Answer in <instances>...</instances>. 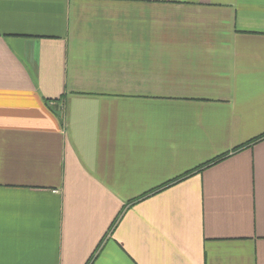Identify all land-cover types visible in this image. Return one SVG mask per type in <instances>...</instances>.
<instances>
[{
  "label": "crops",
  "instance_id": "crops-1",
  "mask_svg": "<svg viewBox=\"0 0 264 264\" xmlns=\"http://www.w3.org/2000/svg\"><path fill=\"white\" fill-rule=\"evenodd\" d=\"M263 133L264 0H0L3 264H264Z\"/></svg>",
  "mask_w": 264,
  "mask_h": 264
},
{
  "label": "snow or ice",
  "instance_id": "snow-or-ice-1",
  "mask_svg": "<svg viewBox=\"0 0 264 264\" xmlns=\"http://www.w3.org/2000/svg\"><path fill=\"white\" fill-rule=\"evenodd\" d=\"M2 256H3V239L2 236H0V264H3Z\"/></svg>",
  "mask_w": 264,
  "mask_h": 264
},
{
  "label": "trees",
  "instance_id": "trees-1",
  "mask_svg": "<svg viewBox=\"0 0 264 264\" xmlns=\"http://www.w3.org/2000/svg\"><path fill=\"white\" fill-rule=\"evenodd\" d=\"M263 136H264V133L261 134V135H259V136H257L256 138H253V140L258 139V138H261V137H263ZM244 145H245V144H241L239 147H237V149L241 148V147L244 146ZM221 157H223V156H219L217 159H220ZM217 159L211 160V161H209L208 163L214 162V161L217 160ZM208 163H207V164H208Z\"/></svg>",
  "mask_w": 264,
  "mask_h": 264
}]
</instances>
